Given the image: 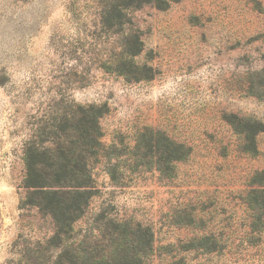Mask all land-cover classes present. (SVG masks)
I'll use <instances>...</instances> for the list:
<instances>
[{
	"label": "rangeland",
	"instance_id": "374dc122",
	"mask_svg": "<svg viewBox=\"0 0 264 264\" xmlns=\"http://www.w3.org/2000/svg\"><path fill=\"white\" fill-rule=\"evenodd\" d=\"M96 0H0V264L49 257L51 218L23 207L25 143L70 100L103 107L102 142L122 155L91 164L97 193L76 225L80 239L97 214L153 231L155 264H264V205L249 200L264 172V132L256 150L232 118L264 124V0H181L167 10L130 12L142 33L150 81L128 83L97 69L111 34L98 27ZM161 131L192 149L173 179L128 171L140 133ZM132 163V159H130ZM124 174L115 184L108 169ZM203 235L205 254L188 251ZM29 264H36L33 260Z\"/></svg>",
	"mask_w": 264,
	"mask_h": 264
},
{
	"label": "trees",
	"instance_id": "16d2710c",
	"mask_svg": "<svg viewBox=\"0 0 264 264\" xmlns=\"http://www.w3.org/2000/svg\"><path fill=\"white\" fill-rule=\"evenodd\" d=\"M181 0H96L98 27L111 34L112 41L102 49L97 69L121 76L128 83L150 81L152 68L140 65L145 46L140 30L136 29L130 12L152 5L167 10ZM64 112H55L36 126L25 143L24 160L26 174L24 188L27 195L23 207L36 208L40 214L51 218L53 235L44 244L49 257L43 261L42 253L34 257L28 252L25 264H155L154 234L151 228L109 217L106 212L94 217L93 225L80 239L75 238L76 225L85 217L90 203L97 193L91 164L101 158H121L113 147L102 142L100 120L105 114L103 107L83 106L70 100ZM230 121L236 131L245 134L246 148L256 150V135L264 132V124L254 119ZM192 149L176 143L161 131L146 129L138 136L136 145L129 153L128 171L141 168L154 170L162 178L173 179L176 164L185 161ZM108 174L115 184L124 175L118 164L111 163ZM263 180L258 189L250 191L249 200L264 205V172L254 177ZM211 236L193 238L188 251L205 254L216 250ZM36 254V253H35ZM13 264H21L13 263ZM164 264H187L180 256L170 257Z\"/></svg>",
	"mask_w": 264,
	"mask_h": 264
}]
</instances>
